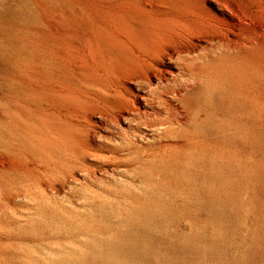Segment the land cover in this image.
Returning a JSON list of instances; mask_svg holds the SVG:
<instances>
[{"label":"rangeland","instance_id":"1","mask_svg":"<svg viewBox=\"0 0 264 264\" xmlns=\"http://www.w3.org/2000/svg\"><path fill=\"white\" fill-rule=\"evenodd\" d=\"M45 1L25 14L21 0H0V21L15 14L11 28L23 31L14 54L27 52L25 35L32 55L22 76L0 58V264H264V0ZM120 18L140 39L164 32L148 51L156 65L136 39L115 57L104 29ZM219 40L244 48L246 62ZM109 55L120 68L112 83L133 92L129 115L104 102ZM193 67L198 82L179 100ZM161 143L170 148L157 155Z\"/></svg>","mask_w":264,"mask_h":264},{"label":"bare ground","instance_id":"2","mask_svg":"<svg viewBox=\"0 0 264 264\" xmlns=\"http://www.w3.org/2000/svg\"><path fill=\"white\" fill-rule=\"evenodd\" d=\"M43 1H45V0H43ZM47 1H49V0H47ZM47 1H45L46 3H47ZM52 1V0H51ZM50 1V2H51ZM55 1H58V0H55ZM69 1V0H68ZM42 2V1H41ZM54 2V1H53ZM59 2V1H58ZM61 2V1H60ZM20 3H22V8H24V10L25 9H27V11H25L26 13L25 14H27V12H28V10H29V12H30V9L32 8V6H33V0H21V2ZM35 3V2H34ZM44 3V2H43ZM49 3V2H48ZM55 3V2H54ZM62 3V2H61ZM36 4V3H35ZM38 4V3H37ZM56 4V3H55ZM58 4V3H57ZM63 4V3H62ZM72 5H73V3H71ZM80 4H82V3H80ZM86 4V3H85ZM88 5H89V3H87ZM86 4V5H87ZM91 4V3H90ZM94 4V3H93ZM93 4H91V5H93ZM103 4V3H102ZM108 4V3H107ZM45 5V4H44ZM51 4H49V6H50ZM64 5V4H63ZM74 5H76L75 3H74ZM83 5V4H82ZM86 5H84L85 7H86ZM91 5H89V7L91 6ZM96 5H97V3H96ZM0 6H2V5H0ZM53 6V5H52ZM56 6V5H55ZM54 6V8L56 9V7ZM60 6V5H59ZM100 6H102V5H100ZM17 7H18V5H17ZM35 7V6H34ZM38 7V6H37ZM58 7V6H57ZM75 7H77V6H75ZM84 7V8H85ZM88 7V6H87ZM86 7V8H87ZM92 7V6H91ZM97 8L98 7V5L97 6H94L93 5V7L92 8H89V9H94V8ZM103 7V6H102ZM102 7H101V9H102ZM105 7V6H104ZM107 7V6H106ZM40 8V7H39ZM45 8V7H44ZM59 8V7H58ZM64 6H61L58 10H55V11H53V13H61V12H64L63 10H64ZM66 8L68 9V7L66 6ZM70 8V7H69ZM71 8H73V7H71ZM49 9V8H48ZM98 9H100V7L98 8ZM111 9V8H110ZM11 10V9H10ZM23 10V9H22ZM34 10V9H33ZM32 10V11H33ZM35 10H37V8L35 9ZM39 10L40 9H38L37 11H38V13H40L39 12ZM82 10V9H81ZM3 11V10H2ZM2 11H0V12H2ZM36 11V12H37ZM47 11V10H46ZM66 11H68V10H66ZM89 11V10H88ZM111 11V10H110ZM109 11V12H110ZM23 13H24V11H22ZM21 12V14H23ZM71 12V11H70ZM96 12V11H95ZM99 12H101V11H99ZM58 13V14H59ZM93 13V12H92ZM97 13V12H96ZM104 13V12H103ZM105 13H107L106 11H105ZM5 14V13H4ZM12 14V13H11ZM30 14V13H29ZM33 14V13H32ZM62 14V13H61ZM86 14V13H85ZM89 14V13H88ZM9 15V14H8ZM15 15V14H14ZM14 15H10L9 17V19H7V20H1L0 21V24L2 25V28L4 29V36L3 37H1L0 36V47L2 48V50H0V58H2V59H4L3 61H5V64L10 68V69H12V70H16V72L19 74V75H23L24 74V69H26L27 68V65H30L29 64V62L31 63V60L29 61V59L30 58H32V55H31V51H29V50H27V49H25L26 47H27V41L30 39L28 36H27V38H29L28 40L23 36V38H20L19 39V41H17L16 43H17V45H19L18 47H20V49L21 48H23L25 51H27V52H25V53H21V54H19V55H16V54H14V51H13V48H12V41H14V39H13V37H15L14 35L18 32V31H16L17 30V28H11V26H12V24H13V22H16V19L17 18H15V16ZM49 15H50V13H49ZM97 15V14H96ZM2 16V15H1ZM28 16H30V15H28ZM33 16V15H32ZM44 16V15H43ZM58 16V15H57ZM70 16V15H69ZM79 16V15H78ZM4 17H6V16H4ZM8 17V16H7ZM37 17V16H36ZM40 17V16H39ZM38 17V18H39ZM52 17H54V16H52ZM56 17V16H55ZM103 17V16H102ZM217 16L216 15H214L210 10H208V14H207V17H206V20H205V22H206V24L207 25H212V21H213V19L214 18H216ZM37 18V19H38ZM87 18V17H86ZM95 18V17H94ZM119 18V17H118ZM35 19V18H34ZM51 19H53V18H51ZM68 19V18H67ZM92 19V18H91ZM101 19V18H100ZM24 20H25V18H24ZM31 20V19H30ZM119 20V23H117V25L115 26L116 27V29H118L117 31H114V30H112V29H104V34L106 35V42L108 43V46H109V48H112V49H114L115 51H116V54H115V57H117L118 58V54H119V48L120 47H122L127 41H129V40H134V39H136V40H138V42H139V44L140 45H142V46H145V50L144 51H142L141 53H139L138 54V57L141 59V60H143L144 61V64L145 65H156V63L149 57V54H148V51L150 50V49H155V50H158L159 49V47H160V45H159V42L162 40V35L164 34V32L163 31H161V30H159V29H146V36H145V38L144 39H140L139 38V36H138V34L135 32V29H137V28H140V27H136V28H133V25H131V24H120L121 23V21L123 20V18H120V19H118ZM37 21V20H36ZM84 21V20H83ZM55 22V21H54ZM148 22V21H147ZM61 23V22H60ZM91 23V22H90ZM16 24V23H15ZM14 25V24H13ZM18 25V24H17ZM21 25V24H20ZM45 25V24H44ZM58 25V24H57ZM70 25V24H69ZM88 25V24H87ZM92 25V24H91ZM17 27V26H16ZM43 27V26H42ZM51 27V26H50ZM60 27V26H59ZM22 28V27H21ZM38 28V27H37ZM44 28V27H43ZM86 28V27H85ZM26 29V28H25ZM45 29V28H44ZM68 29V28H67ZM30 30V29H29ZM40 30V29H39ZM56 30V29H55ZM59 30V29H58ZM33 31V30H32ZM46 31V30H45ZM52 31H53V29H52ZM51 31V32H52ZM69 31V30H68ZM71 31V30H70ZM87 31V30H86ZM20 32H23V31H20ZM20 32H18V33H20ZM29 32V31H28ZM43 32V30L41 31V33ZM54 32V31H53ZM60 32V31H59ZM72 32V31H71ZM91 32V31H90ZM32 33V32H31ZM49 33V32H48ZM47 33V34H48ZM57 33V32H56ZM2 34V33H1ZM21 34V33H20ZM29 34H30V32H29ZM35 34H37V33H35ZM35 34H34V36H35ZM64 34H66V33H64ZM63 34V35H64ZM123 34H126V36L124 37V35ZM197 34V32H194L193 33V35H196ZM32 35V34H31ZM30 35V37H32ZM49 35V34H48ZM47 35V36H48ZM50 35H52V34H50ZM49 35V36H50ZM61 35V34H60ZM96 36V35H95ZM18 38L20 37V36H17ZM64 37H65V35H64ZM86 37V36H85ZM33 38V37H32ZM51 38H52V36H51ZM54 38V37H53ZM49 39V41L51 42V43H54V39ZM87 38V37H86ZM45 39H46V34H45ZM48 39H46V40H48ZM57 39V38H56ZM65 38H62V40H64ZM68 39V38H67ZM104 39V40H105ZM35 40H37V38L35 39ZM44 40V39H43ZM42 40V43L43 42H45V41H43ZM89 40V39H88ZM49 41H47V42H49ZM56 41V40H55ZM29 42H32V41H29ZM49 42V43H50ZM58 42H60V41H58ZM90 42V41H89ZM35 43V42H34ZM41 43V42H40ZM64 43V42H63ZM74 43V42H73ZM104 43V42H103ZM219 43H220V46L223 48V49H225V52H227L226 50H233V51H236V53H239V55L240 56H242V58L244 57V60H245V49L244 48H242V47H240V46H237V45H235L234 43H231V42H225V41H223V40H219ZM39 44V43H38ZM90 44V43H89ZM92 44H93V42H92ZM16 45V46H17ZM30 45V44H29ZM32 45V44H31ZM35 45V44H34ZM41 45V44H40ZM43 45H45V44H43ZM55 45V44H54ZM94 45V44H93ZM96 46H97V44H95ZM105 45V44H104ZM49 46H50V44H49ZM56 46H58V45H56ZM105 46H107V45H105ZM17 47V48H18ZM34 47V46H33ZM43 47V46H42ZM53 47V46H52ZM66 47V46H65ZM72 47V46H71ZM32 48V47H31ZM30 48V49H31ZM44 48V47H43ZM96 48H98V46L96 47ZM56 49H58V47L56 48ZM68 49V48H67ZM125 49H126V51H127V54H128V56H127V59L129 58V56H130V54H129V52H128V50H127V48H126V45H125ZM34 50V49H33ZM45 50V49H44ZM44 50H42V51H44ZM50 50V49H49ZM48 50V51H49ZM91 50V49H90ZM21 51V50H20ZM35 51V50H34ZM47 51V52H48ZM53 51V50H52ZM59 51V50H58ZM57 51V52H58ZM108 51V53H109V51L110 50H107ZM16 52V51H15ZM22 52V51H21ZM24 52V51H23ZM173 53H182V52H187V53H191V51L189 50V49H186V50H177V49H173V51H172ZM40 53V52H39ZM43 53V52H42ZM59 53H61V52H59ZM64 53H65V51H64ZM69 53V52H68ZM107 53V54H108ZM110 53H111V51H110ZM109 53V54H110ZM216 53V52H215ZM219 53V52H218ZM228 53H229V51H228ZM235 53V52H234ZM62 54V53H61ZM72 54V53H71ZM112 54V53H111ZM214 54V53H213ZM221 54V53H220ZM230 54V53H229ZM232 55H233V53H231ZM46 55V54H45ZM55 55V54H54ZM59 55V54H58ZM67 55V54H66ZM209 55V54H208ZM207 55V56H208ZM215 55V54H214ZM235 55V54H234ZM239 55L237 54V56L239 57ZM35 55H33V57H34ZM37 56V55H36ZM69 56V55H68ZM103 56V55H102ZM108 56V55H107ZM111 58H109V60H106L105 61V65H107L106 66V68H111L112 69V71H110V70H108V71H110V72H112L111 73V75H110V78H109V80L108 81H106V82H104V81H100V85L102 86V88H100V89H104V91H102L101 90V92L103 93V96H107V98H106V100H104V102H107V104H108V106H109V108L111 109V111L113 112V113H115L116 111H119V110H121V112L123 111V112H125L126 114H128L129 115V109L128 108H125L124 106H125V103L127 102V97H126V91H128V93L130 94V93H133V92H131V90L130 89H127V87L125 86V83L126 82H124V80H122L120 83H112V82H115L116 80H118V77H119V74H120V71H119V69L118 68H115V66H114V64L112 65L111 64V62H112V60L114 61V57L113 56H111V55H109ZM216 56V55H215ZM214 56V57H215ZM221 56V55H220ZM52 57H54V56H52ZM51 57V55H50V58H52ZM64 57V56H63ZM213 57V55H210V59H212V60H214L215 58ZM47 58V57H46ZM49 58V57H48ZM74 58V57H73ZM220 58V57H219ZM54 59H56V57L54 58ZM209 59V58H208ZM208 59H207V63H208ZM222 59V58H221ZM232 59V58H231ZM62 60V59H61ZM66 60V59H65ZM216 60V59H215ZM241 60H243V59H241ZM35 61H37V60H35ZM48 61V60H47ZM54 61V60H53ZM53 61H51V62H53ZM211 61V60H210ZM239 61H240V59H239ZM117 62H118V60H117ZM212 62H215V61H211L210 62V64L212 63ZM216 62H219V61H217L216 60ZM223 62V61H222ZM238 62V61H237ZM244 62H246V60L244 61ZM43 63V62H42ZM59 63V62H58ZM234 64H236L235 62H233ZM34 64V63H33ZM36 64V63H35ZM49 64V63H48ZM55 64V63H54ZM209 64V63H208ZM217 64H219V63H217ZM216 63H215V65H217ZM229 64V63H228ZM230 64H232V63H230ZM37 65V64H36ZM214 64H213V67L215 66ZM227 65V64H226ZM233 65V64H232ZM232 65H230L231 67H232ZM237 65V64H236ZM235 65V66H236ZM54 66V65H53ZM220 67H222V65H219ZM223 66H224V64H223ZM229 66V65H228ZM229 66V67H230ZM240 66V65H239ZM243 66V65H242ZM36 67V66H35ZM39 67H40V65H39ZM44 67V66H43ZM48 67H50V66H48ZM209 67H211V65L209 66ZM241 67V66H240ZM28 68H30L29 66H28ZM38 68V67H37ZM46 68H47V66H46ZM215 68V67H214ZM238 68V67H237ZM248 68V67H247ZM32 69V68H31ZM43 69V68H42ZM45 69V68H44ZM66 69V68H65ZM105 69V68H104ZM211 69H212V67H211ZM210 69V70H211ZM27 70H29V69H27ZM34 70V69H33ZM107 70V69H106ZM225 70V69H224ZM228 70V69H227ZM238 70V69H237ZM11 71V70H10ZM30 71H32V70H30ZM49 71V70H48ZM187 71H188V76L190 77V78H192V80H194V83H192L190 86H188L187 88H185L184 90H182L181 92H179L178 94H177V96L179 97V100H182L183 98H185V95L186 94H190L191 92H189L190 90H192L193 88H195V83L196 82H198V75H197V73H196V71H195V69H194V67L193 68H188L187 69ZM198 71V70H197ZM204 71H206L205 69H204ZM212 71V70H211ZM210 71V72H211ZM29 72V71H28ZM27 72V73H28ZM44 72V71H43ZM47 72V71H46ZM53 72V71H52ZM58 72V71H57ZM201 72V71H200ZM208 72H209V70H208ZM217 72V71H216ZM12 73H14V72H12ZM26 73V74H27ZM31 73V72H30ZM29 73V74H30ZM32 73H33V71H32ZM204 73V72H203ZM206 73V72H205ZM10 74V73H9ZM15 74V73H14ZM34 74H36L35 73V71H34ZM41 74V73H40ZM107 74V73H106ZM208 74V73H207ZM247 74V73H246ZM254 73H252L251 74V76L253 75ZM17 75V74H16ZM21 75V76H22ZM63 75V74H62ZM201 75V74H200ZM202 75H204V74H202ZM201 75V76H202ZM210 75V74H209ZM214 75V74H213ZM256 76V79L257 80H260L259 78L260 77H257V74H255ZM8 76V75H7ZM36 76V75H35ZM114 78H113V77ZM19 77V76H18ZM25 77H26V75H25ZM54 77V76H53ZM207 77V76H206ZM205 77V78H206ZM253 77V76H252ZM6 78V77H5ZM8 78V77H7ZM21 78V77H20ZM39 78V77H38ZM37 78V79H38ZM201 79H202V77H200ZM211 78V77H210ZM12 79H13V77H10V80L12 81ZM29 79V78H28ZM79 79V78H78ZM32 80V79H31ZM58 80V79H57ZM239 80V79H238ZM254 80H255V78H254ZM256 80V81H257ZM8 81H9V79H8ZM17 81V80H16ZM15 81V82H16ZM22 81V80H21ZM37 81V80H36ZM45 81V80H44ZM48 81V80H47ZM94 81V80H93ZM96 81V80H95ZM211 81H212V79H211ZM237 81V80H236ZM255 81V82H256ZM13 82H14V80H13ZM55 82V81H54ZM101 82H103V83H101ZM260 82V81H259ZM258 81H257V83H259ZM36 83V82H35ZM202 83V82H201ZM216 83V82H215ZM214 83V84H215ZM11 84V83H10ZM19 84H21V83H19ZM96 84V83H95ZM7 85V84H6ZM71 85V84H70ZM14 86V85H13ZM24 86V85H23ZM17 87H18V85H17ZM26 87V86H25ZM100 87V86H99ZM259 87V86H258ZM257 87V88H258ZM39 88V87H38ZM42 88V87H41ZM197 88V87H196ZM200 88V87H199ZM261 88V87H260ZM260 88H258V89H260ZM262 88H263V86H262ZM18 89V88H17ZM33 89V88H32ZM54 89V88H53ZM90 89V88H89ZM98 89V88H97ZM99 89V90H100ZM197 90H199L198 88H197ZM206 90V89H205ZM256 91H257V89H255ZM8 91H10V90H8ZM13 91V90H12ZM20 91V90H19ZM22 91H24V90H22ZM34 91V90H33ZM36 91V90H35ZM42 91V90H41ZM200 91V90H199ZM207 91V90H206ZM263 91V90H262ZM259 92V91H258ZM14 93V92H13ZM25 93V92H24ZM33 93V92H32ZM40 93V92H39ZM262 93V92H261ZM49 94V93H48ZM192 94V93H191ZM259 94V93H258ZM200 95V94H199ZM245 95V94H244ZM255 95V94H254ZM262 95V94H261ZM20 96V95H19ZM25 96V95H24ZM39 96V95H38ZM102 96V95H101ZM187 96H190V95H187ZM241 96V95H240ZM239 96V97H240ZM258 96V95H257ZM260 96V95H259ZM21 97V96H20ZM30 97V96H29ZM33 98H34V96H32ZM193 97H194V94H193ZM192 97V98H193ZM197 97H198V95H197ZM244 97V96H243ZM25 98V97H24ZM36 98V97H35ZM187 98V97H186ZM191 98V97H190ZM222 98H223V96H222ZM238 98V97H237ZM258 99V98H257ZM11 100V99H10ZM32 100V99H31ZM94 100V99H93ZM185 100V99H184ZM187 100V99H186ZM263 100V99H262ZM100 101V100H99ZM195 101V100H194ZM257 101V100H256ZM102 102V101H101ZM193 103V102H192ZM230 104V103H229ZM123 105V106H122ZM193 106V105H192ZM228 106V105H227ZM235 106V105H234ZM52 107V106H51ZM188 107H189V105H188ZM194 107V106H193ZM176 108H178V107H176ZM186 108V107H185ZM190 108V107H189ZM227 108V107H226ZM192 109V108H191ZM255 109H256V107H255ZM246 111H247V109H245ZM257 111H258V108L256 109ZM256 111V112H257ZM261 111V110H260ZM260 111H258L259 113H260ZM175 112H177V111H175ZM192 112V111H191ZM193 112H195L194 110H193ZM192 112V113H193ZM241 112H242V110H241ZM255 113V112H254ZM245 114V113H244ZM257 114V113H256ZM172 115V114H171ZM190 115V114H189ZM192 115V114H191ZM225 115V114H224ZM259 115V114H258ZM254 116V115H253ZM261 116L262 117H264L262 114H261ZM248 117V116H247ZM254 117H257V116H254ZM254 117H251L250 119H252V118H254ZM259 117V116H258ZM193 118V117H192ZM261 118V117H260ZM259 118V119H260ZM244 119V118H243ZM264 119V118H263ZM262 119V120H263ZM246 120V119H245ZM261 120V119H260ZM10 122V121H9ZM169 122H170V120H169ZM169 122L168 121H166L165 123H158L160 126H166V125H170L169 124ZM190 122H192V121H190ZM228 122V121H227ZM254 122V121H253ZM181 123V122H180ZM252 123V122H251ZM258 123H259V121H258ZM14 124V123H13ZM182 124V123H181ZM188 124H190V123H188ZM192 124V123H191ZM230 124V123H229ZM233 124V123H232ZM236 124V123H235ZM254 124H256V123H254ZM10 125V124H9ZM15 125V124H14ZM242 125V124H241ZM257 125V124H256ZM260 125H262V123L260 124ZM174 126V125H173ZM189 126V125H188ZM187 126V127H188ZM251 126V125H250ZM171 127V126H170ZM244 127H246V126H244ZM256 127V126H255ZM247 128V127H246ZM250 128V127H249ZM12 130V129H11ZM262 130H264L263 128H262ZM262 130H259V131H262ZM19 131V130H18ZM242 131V130H241ZM243 131H245V130H243ZM20 132V131H19ZM202 132V131H201ZM246 132V131H245ZM249 132V131H248ZM264 132V131H263ZM227 133V132H226ZM241 133H243V132H241ZM251 133V132H250ZM247 134V133H246ZM254 134V133H253ZM256 134V133H255ZM259 134V133H258ZM20 135V134H19ZM210 135V134H209ZM243 135V134H242ZM262 135V134H261ZM250 136H252V135H250ZM259 136V135H258ZM237 137V136H236ZM249 137V136H248ZM253 137V136H252ZM238 138V137H237ZM256 138V137H255ZM210 139V138H209ZM240 139V138H239ZM246 139H247V137H246ZM245 139V140H246ZM186 140V139H185ZM183 141H184V139H183ZM182 141V142H183ZM195 141V140H194ZM198 141V140H197ZM202 141H204V140H202ZM247 141V140H246ZM191 142V141H190ZM221 142V141H220ZM223 142V141H222ZM243 142V141H242ZM171 144V143H170ZM184 144V143H183ZM204 144V143H203ZM213 144V143H212ZM251 144V143H250ZM176 145V144H175ZM179 145V144H178ZM254 145V144H253ZM258 145V144H257ZM79 146V145H78ZM77 146V147H78ZM182 146V145H181ZM197 146V145H196ZM233 146V145H232ZM259 146V148H260V145H258ZM161 148V149H159V148ZM158 148V149H157ZM157 151H154V152H157V155H159L160 153H166V151L168 150V148H170V146L168 145V143L166 144V143H161V144H159L158 146H157ZM173 149V148H172ZM81 150H84L83 148L81 149ZM137 150V149H136ZM171 150V149H170ZM222 150V149H221ZM232 150V149H231ZM85 151V150H84ZM135 151V150H134ZM252 150H250V152H251ZM158 152H159V154H158ZM255 152V151H254ZM164 153V154H165ZM136 154V153H135ZM164 154H161V155H164ZM190 154H191V152H190ZM195 154V153H194ZM193 154V155H194ZM210 154V153H209ZM251 154V153H250ZM259 154V153H258ZM144 155V154H143ZM149 155V154H148ZM160 155V157H163V156H161ZM214 155V154H213ZM252 155V154H251ZM153 156V155H152ZM166 156V155H165ZM165 156L163 157L164 159H165ZM196 156V155H195ZM209 156V155H208ZM153 157H155V155L153 156ZM159 157V158H160ZM248 157V156H247ZM246 157V158H247ZM156 159H158L157 157H155ZM210 158V157H209ZM164 159H162L163 161H164ZM215 159V158H214ZM227 159V158H226ZM234 159V158H233ZM256 159V158H255ZM148 160H149V158H148ZM153 160V159H152ZM155 160V159H154ZM161 160V162H163ZM204 160V159H203ZM237 160V159H236ZM246 160V159H245ZM252 160V159H251ZM145 161H146V159H145ZM158 161H160V159L158 160ZM178 161V160H177ZM188 161V160H187ZM248 161V160H247ZM263 161V160H262ZM156 162V161H155ZM150 163H152V162H150ZM158 163H160V162H158ZM154 164V163H153ZM157 164V163H156ZM231 164V163H230ZM247 164V163H246ZM263 164V163H262ZM185 165V164H184ZM200 165V164H199ZM253 165H255V164H253ZM200 168V167H199ZM251 168V167H250ZM246 169H248V168H246ZM222 170V169H221ZM220 170V171H221ZM244 170V169H243ZM250 170V169H249ZM192 171V170H191ZM247 171V170H246ZM230 172V171H229ZM218 174H220V172L218 173ZM227 174H231V173H227ZM254 174V173H253ZM221 175V174H220ZM224 175H226V173L224 174ZM232 175V174H231ZM252 175V174H251ZM264 175V174H263ZM222 176V178H223V175H221ZM248 176V175H247ZM220 177V176H219ZM239 177V176H238ZM251 177H253V176H251ZM221 178V177H220ZM225 178V177H224ZM225 179H227V176H226V178ZM229 179V178H228ZM233 179V178H232ZM231 179V180H232ZM251 179V178H250ZM221 181V180H220ZM223 181L224 182H226L224 179H223ZM230 181V179L228 180V182ZM233 181V180H232ZM235 181V180H234ZM263 181V180H262ZM227 182V183H228ZM254 182V181H253ZM216 183V182H215ZM227 183H225L224 185H227ZM233 183V182H232ZM232 183L230 184L231 186H232ZM252 183V182H251ZM218 184V182L216 183V186H218L217 185ZM246 185H247V183H246ZM245 185V186H246ZM252 185V184H251ZM212 186V185H211ZM228 186V185H227ZM227 186H225V187H227ZM248 186V185H247ZM219 187V186H218ZM218 187H217V189H218ZM230 188V187H229ZM262 188V187H261ZM214 189H215V186H214ZM250 189V188H249ZM223 190V189H222ZM227 191L225 192L226 194L227 193H230L229 191H228V188L226 189ZM231 190V189H230ZM246 191V190H245ZM232 192V191H231ZM249 192V191H248ZM246 195V194H245ZM244 195V196H245ZM249 201V200H248ZM238 202V201H237ZM246 212V211H245ZM241 218V217H240ZM241 228V227H240Z\"/></svg>","mask_w":264,"mask_h":264}]
</instances>
